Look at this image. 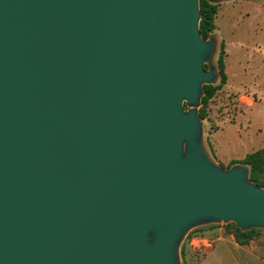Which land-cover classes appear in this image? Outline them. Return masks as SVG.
<instances>
[{"label": "water", "instance_id": "1", "mask_svg": "<svg viewBox=\"0 0 264 264\" xmlns=\"http://www.w3.org/2000/svg\"><path fill=\"white\" fill-rule=\"evenodd\" d=\"M200 18L199 0H0V264H181L195 228L264 230L249 168L204 147L220 74Z\"/></svg>", "mask_w": 264, "mask_h": 264}, {"label": "rangeland", "instance_id": "2", "mask_svg": "<svg viewBox=\"0 0 264 264\" xmlns=\"http://www.w3.org/2000/svg\"><path fill=\"white\" fill-rule=\"evenodd\" d=\"M231 1L229 5H232ZM249 23L251 22L247 21L245 25L251 26ZM260 41V36L251 31L248 42L251 44ZM251 48L249 52H236L235 46L229 47L228 83L209 103L206 119H201L205 150L224 171L242 165L233 163L264 148V63ZM218 53L211 66L217 67ZM210 65H206V69ZM184 109L189 110L186 103ZM219 227L222 232H226L225 224H210L191 230L180 248L181 264H198L203 255L202 252L191 249V238L199 236L198 234L210 235Z\"/></svg>", "mask_w": 264, "mask_h": 264}, {"label": "crops", "instance_id": "3", "mask_svg": "<svg viewBox=\"0 0 264 264\" xmlns=\"http://www.w3.org/2000/svg\"><path fill=\"white\" fill-rule=\"evenodd\" d=\"M229 1L217 4L214 36L218 47L221 43L225 44L226 74L230 77L228 61L231 45L235 46L236 52H249L254 47L251 49L264 63V0H232V5H229ZM247 21L251 22V26L245 25ZM251 31L260 36V42H248ZM198 235L203 239L194 240L197 247L191 248L202 252L198 264H264V232L249 245L238 244L234 236L222 232L221 227L210 235Z\"/></svg>", "mask_w": 264, "mask_h": 264}, {"label": "trees", "instance_id": "4", "mask_svg": "<svg viewBox=\"0 0 264 264\" xmlns=\"http://www.w3.org/2000/svg\"><path fill=\"white\" fill-rule=\"evenodd\" d=\"M199 9L201 13L199 29L204 40L210 39L215 34V17L217 14V5L209 3L207 0H199ZM217 69L220 74V80L217 85H205L204 95L201 100L199 115L202 120L207 117V107L215 95L228 83L226 74V51L225 44L219 46L217 57ZM233 164H242L250 170V181L264 189V148L256 152L248 154L242 161ZM226 233L232 234L236 242L240 245H249L250 242L259 237L264 232L259 229L249 231H241L235 224L230 223L225 225Z\"/></svg>", "mask_w": 264, "mask_h": 264}, {"label": "built area", "instance_id": "5", "mask_svg": "<svg viewBox=\"0 0 264 264\" xmlns=\"http://www.w3.org/2000/svg\"><path fill=\"white\" fill-rule=\"evenodd\" d=\"M198 239H203V238H200L199 236H194L191 238V241H190V246L191 247H197V244L195 243L194 240H198Z\"/></svg>", "mask_w": 264, "mask_h": 264}]
</instances>
